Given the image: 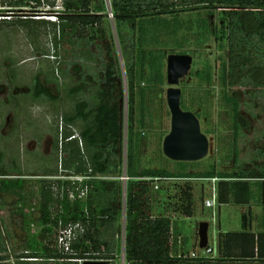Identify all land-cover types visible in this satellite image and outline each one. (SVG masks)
<instances>
[{"label": "rangeland", "instance_id": "374dc122", "mask_svg": "<svg viewBox=\"0 0 264 264\" xmlns=\"http://www.w3.org/2000/svg\"><path fill=\"white\" fill-rule=\"evenodd\" d=\"M42 7L34 4L27 8H4L0 0V153L3 154L1 169L8 172L7 179H23L26 186L23 191L24 199L7 193L0 194V235L8 249L9 260L5 264H18L16 254L29 250L32 242L43 248L55 250L56 234L43 237L39 220L41 199V182H81L85 178L70 176L63 171L61 158L67 157L62 152V130L65 127L63 117L74 112L75 105L80 101H87L91 110H96L99 104L98 92L106 84L104 76L106 68L100 63H88L82 56L84 48L66 41H60L56 46L58 28L51 24L38 27L36 23L21 20L46 19L57 22V13H64L63 0H56L55 7L45 0ZM90 10L103 11V35L91 47V51H102L105 62L114 68L113 82L116 86L118 102L123 117L122 141V176L99 179L121 181L125 186L124 174L127 170V135L129 114L128 82L124 60L120 51L115 21L111 11V0H90ZM40 15L44 16H37ZM220 11L211 14L209 11L181 12L177 15H164L170 22L171 29L149 28V34L144 50H163L171 54L190 55L193 64L189 74L180 80L176 86L182 91L181 101L184 111L192 112L201 124V130L209 140V153L199 162L185 163L183 170L180 162L168 159L163 153V142L171 131V112L167 102V91L170 86H155L148 82L150 71L146 69L144 75L137 79L135 90L136 104V132L141 134V145L138 155L139 167L143 169H164L172 173L186 172L200 174L215 169L221 173H232L237 169L235 163L236 147L239 150V160L252 168L251 161L257 155L258 149H264V88L226 87L223 84V66L228 61V47L226 40H220L221 31ZM37 27V28H36ZM177 29V33H173ZM78 41V40H77ZM79 42V41H78ZM118 67L120 69L118 70ZM36 76L41 84L59 97L57 102L47 99V96L35 97L37 90ZM59 78V87L49 80ZM48 81V82H47ZM82 87V91L70 97V91ZM145 90L142 100L141 91ZM260 92L254 98L249 92ZM238 96L242 104L241 115L244 122V134L235 141L233 130V116L227 98ZM142 106H144V125L141 123ZM74 126V132L79 133L81 122ZM59 141V149L56 142ZM264 165V158L260 161ZM58 169L57 174H50ZM22 170L19 175L16 171ZM4 178V179H5ZM3 179V177H0ZM219 180H204L201 178L171 179L150 185V192L145 199L146 210L149 215L171 218L174 229L181 233L179 240V254L183 251L184 239H189L193 255L202 258L215 259L219 262L220 231L239 232L243 230V215L248 214L245 206L231 205L229 208L216 210L205 206L211 198L212 190ZM217 186V185H216ZM159 187V189H157ZM70 199L75 200L77 194L86 198V191L81 186L69 188ZM56 186L54 192H58ZM192 195V207L187 195ZM121 200L122 214L116 224L114 232L106 234L107 239L117 242L119 252L116 259L108 264H126L124 258L125 246V202ZM252 210V230H263L264 211ZM60 212L57 203L51 205L52 216ZM208 222L209 245L213 249L210 254L199 248V225ZM102 231H105L103 229ZM114 233V234H113ZM31 243V244H30ZM117 249V250H118ZM208 263V264H211ZM33 264H58L57 261L35 262ZM82 264V263H79ZM228 264H238L232 262ZM252 264V263H242Z\"/></svg>", "mask_w": 264, "mask_h": 264}, {"label": "trees", "instance_id": "16d2710c", "mask_svg": "<svg viewBox=\"0 0 264 264\" xmlns=\"http://www.w3.org/2000/svg\"><path fill=\"white\" fill-rule=\"evenodd\" d=\"M45 0H1L4 8H27L34 4L37 8L43 6ZM56 0L50 3L55 7ZM65 12L57 13V22L46 19H23L40 26L51 24L58 28L56 46L60 41H68L84 48L82 60L88 63H100L106 68L104 76L109 87H103L97 94L99 104L96 110H91L87 101L75 105L72 114L63 117L65 127L62 130V152L67 157L61 158L63 171L70 176L85 178L80 183L75 181L41 182L40 223L43 237L56 234V249L43 248L32 242L29 250L16 254L18 264H33L35 262L57 261L58 264H79L87 260L114 261L119 252L116 240L107 239L108 232H114L119 217L122 214L121 200L126 190L125 202V260L126 264H208V258H190L189 239H184L182 253L179 254L181 233L174 229L171 218L149 215L145 206V197L150 192V185L171 179L201 178L204 180L218 179V204H233L248 206L258 202L264 211V149H258L251 161V167L239 160V150L236 147L235 163L237 169L232 173H221L213 169L200 174L172 173L164 169H143L139 167L138 155L141 145V134L136 132L135 90L137 79L141 78L146 69L150 71L148 82L161 86L166 81L165 51H146L145 46L149 28L158 30L160 27L171 29V24L164 15H174L181 12L209 11L214 14L220 11L222 25L220 40H226L228 61L223 66V84L226 87L264 88V0H111V11L115 21L120 51L128 82L129 114L127 135V170L124 177L128 180L125 186L121 181L101 180L100 177L122 176V141L123 117L114 85L113 66L104 61L103 53H94L91 47L103 35V11L92 12L90 0H63ZM37 16H44L37 13ZM37 28V27H36ZM173 33H177V29ZM79 42H78V41ZM120 67H118V70ZM38 99L47 96L52 102L59 97L44 87L36 76ZM48 82V81H47ZM59 78L55 83L59 87ZM82 91L76 87L68 94L73 97ZM254 98L260 92H249ZM264 95V92H261ZM142 100L145 90L141 91ZM232 110L235 141L244 134V122L241 115L242 104L238 96L228 97ZM181 107L184 102L181 101ZM141 123L144 125L145 109L142 106ZM81 122L79 133L74 126ZM59 149V141L56 142ZM3 154L0 153V166ZM183 170L185 163H180ZM21 174L22 170L16 171ZM57 174L58 169L46 172ZM10 175L0 167V194L7 193L24 199L23 191L26 181L23 179H7ZM5 178V179H4ZM151 179V180H150ZM157 180V181H156ZM59 191L54 192L55 187ZM81 186L86 191V198L77 194L75 200L70 199L69 188ZM159 189V187H157ZM192 207V195L186 194ZM57 203L60 212L53 217L51 205ZM251 213L244 214L243 230L222 235L219 262L224 264L237 262L264 264V221L263 230L252 231ZM78 226V227H77ZM73 227L74 237L71 250L65 252L59 245L61 232ZM105 229V231H102ZM114 234V233H113ZM118 249V250H117ZM8 249L0 235V264L9 260ZM213 260L211 264L215 259ZM215 264V263H214Z\"/></svg>", "mask_w": 264, "mask_h": 264}, {"label": "water", "instance_id": "95a60500", "mask_svg": "<svg viewBox=\"0 0 264 264\" xmlns=\"http://www.w3.org/2000/svg\"><path fill=\"white\" fill-rule=\"evenodd\" d=\"M192 64L193 57L190 55L171 54L167 58V83L170 86L167 102L171 112V131L164 139L163 153L168 159L180 163L199 162L209 153V140L202 133L200 121L195 114L182 109V91L176 87L189 74ZM209 227L208 222L199 225L201 250L209 245ZM83 264H108V261L87 260Z\"/></svg>", "mask_w": 264, "mask_h": 264}, {"label": "built area", "instance_id": "2783aa9c", "mask_svg": "<svg viewBox=\"0 0 264 264\" xmlns=\"http://www.w3.org/2000/svg\"><path fill=\"white\" fill-rule=\"evenodd\" d=\"M125 177L124 179L127 181L128 178ZM151 180V179H150ZM157 181V180H156ZM213 181H217V179H213ZM205 206L208 209L216 210L218 206V192L216 189V186L212 190V196L211 198L207 199L205 202ZM78 227V226H77ZM74 237L73 234V227H69L68 229L61 232V236L59 238V245L60 247L65 251L69 252L71 250V241ZM205 253L210 254L213 252V249L208 245L206 249L203 250ZM193 257L197 258L196 255H193Z\"/></svg>", "mask_w": 264, "mask_h": 264}, {"label": "crops", "instance_id": "0c3cea01", "mask_svg": "<svg viewBox=\"0 0 264 264\" xmlns=\"http://www.w3.org/2000/svg\"><path fill=\"white\" fill-rule=\"evenodd\" d=\"M213 180V179H212ZM217 185V184H216ZM215 185V186H216ZM216 189H217V186H216ZM231 205H233V204H222V205H219L218 204V206H217V208L219 207V211L221 212L222 210V208L223 209H225V208H229ZM253 205H256L257 206V208L256 209H259V211L261 210V211H263V208H262V206L258 203V202H252L250 205H248V206H246L247 208H248V214L249 213H251L252 214V210H254L255 209V207H253ZM234 206H236V205H234ZM245 207V206H244ZM251 222H252V219H251ZM253 224V223H252ZM253 231V230H252ZM262 230H259V231H253L254 233H258V232H261ZM229 232H231V231H226V232H224V231H220V236H219V244L221 245V239H222V235L223 234H226V233H229ZM219 249H220V247H219Z\"/></svg>", "mask_w": 264, "mask_h": 264}]
</instances>
